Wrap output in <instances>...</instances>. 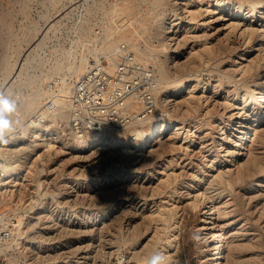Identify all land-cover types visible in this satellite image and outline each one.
<instances>
[{"label": "rangeland", "instance_id": "1", "mask_svg": "<svg viewBox=\"0 0 264 264\" xmlns=\"http://www.w3.org/2000/svg\"><path fill=\"white\" fill-rule=\"evenodd\" d=\"M147 3L149 0H0V97L16 103V111L10 119L20 122L18 126L13 123L15 131L9 135V142H0V158L4 164L7 159L14 160L19 171L16 182L10 183L12 188L8 184V188L0 189V264H112L119 253L126 255L128 264H141L142 259L147 260L158 249L169 254L168 264H205L202 262L206 233L203 221L208 210L203 207L202 199L201 207L196 209L191 207L190 200L195 189L201 187L198 184L207 181L219 166L229 164L235 169L234 162L227 156L221 157L222 153L219 160L211 163L213 152L208 151L227 122V109L219 102L222 92L227 86L232 88V84L224 77L211 78L208 71H201L203 84L209 83L204 89L210 98L208 114L211 116L205 114L207 103L204 102L205 105H200L198 112L191 115L172 112L168 105H163L171 116L176 115L179 122H184L186 128L197 120L202 126L194 132L187 152L179 147L174 151L168 146L160 149V142L134 152L132 150L138 146L128 147L123 142L127 140L130 127L101 133L102 137L117 140L120 147L99 144L74 152L76 142L66 135L68 121H59L53 104L64 83L73 85L80 76H75L73 67L84 57L88 64V59L100 54L106 56L100 51L102 45L109 39L123 42L118 40L117 29L125 28L129 22L132 29L142 33L136 43L141 49L164 45L159 22L173 6L172 0H163L157 16L152 19L148 12L156 9ZM203 13L206 24H211L203 25L211 35L208 38L215 41L219 35L222 37L223 32L216 29L222 26V20L212 22L211 16L217 15ZM143 23L149 28H142ZM181 23L184 24L182 21L173 27L175 36L181 39L178 51L172 53L173 57L177 56V63L185 58L184 52L193 42L182 40L185 34ZM236 41L232 44V55L220 65L222 71L230 74L242 58L254 55L252 50H243L239 39ZM241 53L244 55L238 58ZM160 57L166 59L164 51ZM171 69L174 73L175 69ZM235 74L239 77L238 72ZM258 77L264 79V68ZM215 83H222L217 92H214ZM160 98L158 94V103L162 104ZM235 110L234 116H237L241 111ZM236 126L233 124V128ZM170 131L163 140L169 138ZM253 131L247 136L248 149L242 151L240 159L263 151L258 143L255 145ZM48 136L53 140L64 137L67 143L54 140L49 147L46 145ZM174 140L181 143L178 138ZM201 141L209 146L200 152ZM165 172L170 173L169 180H165L168 176ZM247 183L235 184L232 192L223 189L215 199L216 206L228 205L226 211H231L224 219L220 218L221 222L228 223L227 237L223 239L226 249L243 244L239 249H245L234 251L239 259H246L243 263L249 257L261 253L264 256V221L256 213L257 200L248 201L255 191L243 195ZM260 187L264 193V182ZM204 203L209 204L207 198ZM262 203L261 199L259 205ZM109 206L114 208L111 216L99 220L92 217ZM212 215L218 220L217 211ZM226 243L233 244L228 247Z\"/></svg>", "mask_w": 264, "mask_h": 264}, {"label": "bare ground", "instance_id": "2", "mask_svg": "<svg viewBox=\"0 0 264 264\" xmlns=\"http://www.w3.org/2000/svg\"><path fill=\"white\" fill-rule=\"evenodd\" d=\"M149 3L153 7V9H156V11L152 9L153 11L148 12V16L152 19L157 16V9L163 5V0H149ZM172 3L173 6H171V9L170 11H168V14L162 15L160 17V24L158 23L161 26L163 32L161 35L163 37L164 42V45H161L160 48L145 47V49H143V47L141 49L136 43L137 40H139L138 37L141 36L142 33L138 29H132V22H129L127 26H125V28L123 27L120 30L117 29V34L119 37L118 40L121 39L124 43L129 44L133 49H135L137 53L140 54V57H144L145 60H153V64L157 69L156 95H161L160 99L162 103H157V111L155 110L154 113L148 117V119L141 118L140 120L133 122V125L130 126V129L128 131L129 134L127 136V140L123 141L124 145L128 147L138 146V148L135 150L131 149L135 152L142 150L144 147L153 146L156 142H160V149L168 146L171 151H174L179 147L183 148V150L187 152V150L191 146L189 142H191V140H194V132L199 130L201 125L199 126V124L196 123L198 121L197 120L196 122L193 121L191 123L192 125L190 124L186 128L185 125H183L184 122H179L177 120L176 115L171 116V114L164 108L163 105H168L170 111L172 112H177L180 114L182 113V115H191V113L198 112L197 110L199 106L202 105L204 102L205 104L207 103L205 107V114L207 112V115L211 116L210 113L208 114L209 109L211 108H208V100L210 98L205 94L204 89V86L206 88L209 83L206 84L207 82H204L203 84V79L200 76L201 71H208L211 78H214V76L216 75L224 77L223 79L226 78V80L232 84V88H229L227 86L225 91L222 92L224 94L222 97H220L221 100L219 103L220 105H223L225 109H227V111L225 110L226 113H228V115H226L227 120L225 119L227 122L225 121L226 123L222 125V130L218 128L222 132L218 139H216L214 143H211V146L208 145L209 143L203 144L202 141L200 142L201 146L199 151L201 152L203 148L209 146L208 151H211V153L213 152V154L210 155L211 163L219 160L220 155L222 153L221 157L227 156L230 158V161L234 162L235 169L233 170L231 166H229V164L225 166H219V168H217L216 173L212 174L207 181L198 184L201 187L196 188L193 194L191 195L192 199L190 200V205L192 208L196 209V207L200 206V200L202 199V204L204 205L203 207H206L205 209L208 210L206 213L208 215L204 217L205 220L203 221L205 224L204 228L206 230V233L203 237L205 244L202 248V250L204 251V255L202 256V262H204L205 264H264V256H261L262 253L258 254L255 257L253 256V258L249 257L250 259L246 261V263H243L246 259H239V257H237V255H235L234 253V251L241 248L239 246H242L243 244H238V246L235 245L236 247H233V245L232 247H229V245L233 243H226V245L229 247V250L226 249L223 239L227 237L225 228L227 226L226 224L228 223L225 224V222H221V219H224L226 214L228 215L231 211H226L228 205L227 207L216 206L215 202V199L221 195V190L229 189V191H231L235 188V184H242L243 182H248V188L244 189L243 195H246V193H248L250 190L255 191L254 195H248V201L250 199L254 200V198L257 200L256 213L258 215V218L262 217L263 219L261 220L264 221V193H262L263 191H261V189L263 188L260 187L263 186L264 182V79H260L258 77L259 71L261 70V68H264V0H172ZM227 5H231L232 7H227ZM204 11L208 14L217 15L216 17L210 15L212 22L222 20V26L216 29L217 31L219 30V32H223V36H216L217 39L215 41L208 38V36L211 35H209V32L205 29V27L203 28V25H211L206 24V20L203 19ZM182 21L184 22V24L181 23V26L183 28L182 32L185 34L182 40L186 41L188 39H191L193 40V42L191 41L192 46L190 45V49L184 52L185 58L182 60L180 59V63H177L175 61V58L177 56L173 57L172 53L178 51V47L181 44V39H179L178 36H175L176 34L173 30V27L177 26ZM146 22L149 23V21L147 20ZM147 23H143L142 28H149ZM199 30H201L202 32H199ZM126 32H128L129 34ZM211 34L214 35L212 32ZM236 39H239V41H241V44H243V50H252V52H254V55L247 56L244 59L242 58L241 61L239 60L240 62H237L239 65H237L238 68H232L235 71L233 73L231 71L230 74L222 71L220 65L222 61L226 57H228L230 52H232V49L234 48L232 47V44H235L238 41H236ZM117 44V39H109V41L105 45H102L103 47L100 51H102V53H104L108 58H111L114 50L117 47ZM163 51L166 55L165 60L161 59L160 57V54H162ZM230 55H232V53ZM242 55H244V53L238 54V58H241ZM174 61L175 63H172ZM86 63L87 60L84 57L80 60V63H77L73 67V72L75 73L76 77L84 73L87 67ZM171 68L175 69L174 73H171ZM177 71H179V73L175 74V72ZM235 72H238L239 77H236ZM220 85H222V83H219L218 85H216V83L214 84V92H217L218 86ZM71 91V83H64V85L59 89L60 93H58L57 97L53 101L57 118L59 119V121L63 119L64 121H66L65 123H67L68 121V96ZM215 104L216 103H214V106ZM29 105L31 106L32 104ZM127 107L133 111H138L140 104L134 98H130ZM235 109L241 111L237 116H234L236 114ZM221 114L222 112H220V119ZM181 120L183 121L184 119L181 118ZM148 122L149 124L145 125ZM235 123L237 124V126L233 128V124ZM229 129L233 130H230L229 132ZM168 130H171L170 136L168 139L163 140L162 138L166 135ZM251 130H254L253 132L255 138L253 140L256 141L255 145H257L258 143V145L260 146L259 148H261L263 151H260V153H257V155H250L246 159H240L239 156L243 154L242 151H244V149H248L245 145L247 142V136L249 137L248 134ZM47 138L48 139L46 140V145H48L49 147L53 146L54 140L57 142V140L60 139L59 138L53 140V137L49 136ZM177 138L178 141H181L180 144H177L174 140ZM60 140L62 141V143H67L64 137H61ZM99 144H105L110 146L111 148H116L119 146L120 143H118L117 140L114 141L112 139H108V137H102L101 133H97L91 135L86 140H81L79 142L74 143L73 149L74 152H80L82 150L86 151L89 147H95ZM151 150L153 149H150L149 151ZM156 151L158 152L157 148ZM152 152H155V150ZM137 154L140 155L143 154V152H137ZM185 154L186 153H183V155ZM155 156H158L157 153L155 154ZM5 162L6 163L3 171L4 174L0 177V189L6 187L8 184L10 187L13 186V184L10 183L16 182L19 177V171L15 167L16 164H14V160L7 159ZM165 167L166 166H164V168ZM168 174L170 173H166V175ZM165 178V180H169V175ZM158 186H160V183ZM154 187H156V185ZM8 190L9 189H7V192ZM206 198L208 199L209 204L204 203V200ZM259 199L260 201L261 199L263 200V203L260 205ZM226 204H228V202H226ZM256 209L254 208V211ZM113 211V206H109L101 213L95 214L92 217H95L96 220H99L102 218H106L109 215L111 216ZM161 211H163V206ZM215 211L218 212V220H215L212 215ZM258 244H262V242H258ZM257 247H259V245H257ZM249 248H251V246H249ZM243 249H239L238 251H242ZM166 255L168 260L169 254ZM141 261V264H144L146 259L144 258Z\"/></svg>", "mask_w": 264, "mask_h": 264}, {"label": "built area", "instance_id": "3", "mask_svg": "<svg viewBox=\"0 0 264 264\" xmlns=\"http://www.w3.org/2000/svg\"><path fill=\"white\" fill-rule=\"evenodd\" d=\"M156 77L152 61L141 58L124 42L117 44L111 58L100 54L88 59L86 70L73 82L68 96V139L79 142L93 134L124 130L141 118L148 119L158 103ZM130 98L140 104L138 111L127 107ZM4 166L0 158V177ZM125 256L119 253L112 264H128Z\"/></svg>", "mask_w": 264, "mask_h": 264}, {"label": "clouds", "instance_id": "4", "mask_svg": "<svg viewBox=\"0 0 264 264\" xmlns=\"http://www.w3.org/2000/svg\"><path fill=\"white\" fill-rule=\"evenodd\" d=\"M16 111V103H10L7 99L0 97V142L8 143L9 135L15 131L13 123L19 125V120L12 121L10 115ZM197 240L199 236L195 237ZM146 264H168L167 255L162 250H156L146 260Z\"/></svg>", "mask_w": 264, "mask_h": 264}]
</instances>
